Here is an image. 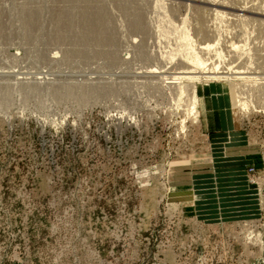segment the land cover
<instances>
[{"label":"rangeland","instance_id":"1","mask_svg":"<svg viewBox=\"0 0 264 264\" xmlns=\"http://www.w3.org/2000/svg\"><path fill=\"white\" fill-rule=\"evenodd\" d=\"M0 264H264V0H0Z\"/></svg>","mask_w":264,"mask_h":264},{"label":"crops","instance_id":"2","mask_svg":"<svg viewBox=\"0 0 264 264\" xmlns=\"http://www.w3.org/2000/svg\"><path fill=\"white\" fill-rule=\"evenodd\" d=\"M214 105V113L212 115L206 114V116H209L211 121L214 123L216 127L223 126L224 128L231 127L232 121L230 118V114L228 113L225 108L228 105V101L223 98H216L214 97L213 100ZM223 106V107H222ZM225 107V108H224Z\"/></svg>","mask_w":264,"mask_h":264},{"label":"bare ground","instance_id":"3","mask_svg":"<svg viewBox=\"0 0 264 264\" xmlns=\"http://www.w3.org/2000/svg\"><path fill=\"white\" fill-rule=\"evenodd\" d=\"M219 16H221V15H219ZM185 44H186V47H187V49L189 50V61L192 63V64H194V65H198L199 64V59H198V57L197 56H195L194 55V53H193V51H192V49H191V43H190V40H189V38L188 37H186V39H185ZM213 47V46H212Z\"/></svg>","mask_w":264,"mask_h":264}]
</instances>
